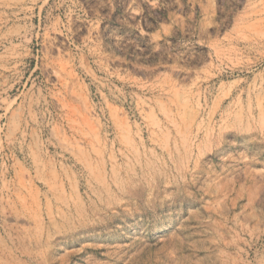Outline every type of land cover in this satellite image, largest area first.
<instances>
[{
	"label": "rangeland",
	"instance_id": "obj_1",
	"mask_svg": "<svg viewBox=\"0 0 264 264\" xmlns=\"http://www.w3.org/2000/svg\"><path fill=\"white\" fill-rule=\"evenodd\" d=\"M0 264H264V0H0Z\"/></svg>",
	"mask_w": 264,
	"mask_h": 264
},
{
	"label": "bare ground",
	"instance_id": "obj_2",
	"mask_svg": "<svg viewBox=\"0 0 264 264\" xmlns=\"http://www.w3.org/2000/svg\"><path fill=\"white\" fill-rule=\"evenodd\" d=\"M116 184H117V185L120 184V186L123 187V188L126 186V185H124L123 183H121V182H119V181H118Z\"/></svg>",
	"mask_w": 264,
	"mask_h": 264
}]
</instances>
